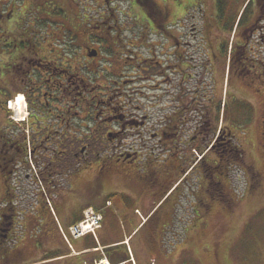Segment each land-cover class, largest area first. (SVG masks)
<instances>
[{
    "label": "flooded vegetation",
    "instance_id": "af4514ba",
    "mask_svg": "<svg viewBox=\"0 0 264 264\" xmlns=\"http://www.w3.org/2000/svg\"><path fill=\"white\" fill-rule=\"evenodd\" d=\"M123 2L128 6L124 14L118 6ZM76 9L64 15L70 25L62 22L61 35L52 43L51 14L44 24L33 25L25 10L13 19L14 9L0 8V186L5 189L0 259L13 254L10 243L17 237L15 194L45 209L46 197L57 201L66 192L69 171L77 165L72 173L97 166L110 185L134 180L143 186L141 200L148 205L144 240L151 252L171 254L172 264L264 261V255L253 252L264 241H248L239 229L243 223L232 216L238 202L225 191L229 172L222 162L242 161L245 150L234 142L239 126L227 120L225 95H217L221 76L224 93L245 103L242 111L255 109L244 97L249 90L264 108V0H95L84 22L81 7ZM118 14L126 16L125 24ZM190 121V136L179 141ZM175 142L186 147L180 161L175 156L163 163L154 153L146 175L141 173L145 149L126 152L128 145L163 149ZM103 145L111 149L107 156L94 149ZM213 154L226 174L219 179L210 162ZM165 171L183 177L152 207L154 193L158 198L168 182L161 175ZM196 174L204 198H219L220 209L230 216H208L212 202L192 191ZM185 180L193 194L186 206L181 201ZM201 206L207 215H201ZM239 246L253 253L238 254L241 260ZM20 253L27 255L29 249Z\"/></svg>",
    "mask_w": 264,
    "mask_h": 264
},
{
    "label": "rangeland",
    "instance_id": "374dc122",
    "mask_svg": "<svg viewBox=\"0 0 264 264\" xmlns=\"http://www.w3.org/2000/svg\"><path fill=\"white\" fill-rule=\"evenodd\" d=\"M75 1L77 3L74 2L73 0L72 1H70V0H0V8L5 9V12L7 11L8 8L14 9V13H13V11L11 13V16L13 19L18 18V17L22 18L24 10L29 9V11H31V13H34L33 16H30L31 24H33V25L44 24V22L42 20L44 18V15L51 14L50 15L51 22H50V24L48 23V26H50L49 28L51 30V35H52L51 42L53 43L54 41H56V37H58V35H61V33H59L60 32L59 29L61 28V25H62L61 23L63 22L65 25H68V26L70 25V23H68L67 20H64V19L60 18L59 16L54 15L55 13H57L56 12L57 10L64 11V15H67L66 11L70 13L73 11V9L77 8L76 10H79V8L81 7L82 17L84 19L81 22H84L85 20L88 19L87 15H89V10L91 8H93V2H95V0H75ZM126 4L127 3L123 2L122 4L118 5L119 9L121 11H123L122 12L123 14L128 9V6L126 7ZM78 6H79V8H78ZM137 13L138 12H136V11L134 13H132V15L127 18V20L132 21ZM93 14H94L95 18H97L98 14L96 12L90 13V15H93ZM78 15L81 16V13H79ZM98 18L100 19V16H98ZM117 18L120 19L121 24L126 23V16L125 15L118 14ZM27 19H29V18H27ZM88 25H90L89 22H88ZM88 28H90V26L86 27V29H88ZM91 28H93V27L91 26ZM96 33L97 32L92 33V34L97 35ZM80 35L83 36L82 33H80ZM62 36H63V34H62ZM233 36H234V32H233ZM90 37L92 38V35H90ZM83 38H84V36L82 37V39ZM149 39L155 40L156 37L153 36V37H150ZM67 40L69 41V38H67ZM83 40H85V38ZM91 45L96 47L98 45V43L91 44ZM78 51L81 52L80 48L78 49ZM83 51H84V49H83ZM220 78H221V76H219L217 79V85L220 88V90L217 92V95H219V96H221L222 94H223V96L225 95V97H224V109H226V107H227V112H226L227 120H231V121L236 120L237 124L239 126L238 130H235V133L237 134L238 140L234 139L235 140L234 142L240 143L241 148L243 150H245L244 158L242 161H238V162H236L237 160L235 162L231 161V162H233V164H232V163H229L228 161L226 162L225 160L224 161L222 160L223 161L222 163L224 165H227L226 169H228V172H229V176L226 177L225 182L230 188H228V186L226 185L225 191H227L229 194H231V196L237 200L236 202H238L235 213L232 216L237 217L239 219L237 221L243 223V225L239 226L240 231L247 234L248 241H254V240H263L264 241V135H263L264 130L262 129L264 108L262 105L261 98L249 90L246 92V95L244 97H246L248 101L253 102L255 109L251 113L247 110L242 111V109H240V107H245V103L241 102V100H237V99L233 98L231 96V94L230 95L225 94L224 93L225 90H223L222 86H221ZM191 88H193V86L190 85V89ZM207 88L209 90L208 86H207ZM221 92H222V94H221ZM187 115H189V114H187ZM223 115H224V113H223ZM21 117H22V115H21ZM189 124H190V127H187V125H189ZM187 125L181 129L182 132L179 134V136H180L179 141L181 139L185 140L186 137L190 136V133L192 132V122L190 121L189 123H187ZM228 125L231 126V123ZM240 132H243V133H240ZM176 142L172 145L171 144L167 145V146L164 145L163 149H160L158 146L156 147L155 145H152V144L151 145L148 144L145 146L128 145L126 147V150H127L126 152L131 153L132 148L135 149V151L141 150L143 148L145 149V150H141V153L143 154L142 159H143V165H144L143 169L141 170V173H143V175H146L147 169H148V167L146 168V163L151 162V160L154 159V156H153L154 153H156L157 156H159V160L162 161L163 163L164 162L166 163L170 159H173L175 156H177L178 160L180 159V156L182 155V153L185 152L186 147H184V145H180V143H176ZM106 147L107 146H104V145L103 146H95L94 149L96 152L102 153V155L107 156V155H109V151L111 149H109L107 151L105 149ZM197 150H199L198 147H197ZM192 151L193 150L191 149V152ZM195 154L198 156L199 152L197 151ZM183 162H184V164L187 163V161H183ZM188 162H189V160H188ZM210 162L212 164H219L221 162V159L219 158V156H216L213 154L211 156ZM156 167H159V165ZM76 168L78 169L79 166L76 165V167H74V169H76ZM91 168L96 169V170L100 169L97 166H94ZM74 169L69 171V175H68L69 180L75 176V175H71V174L76 173V175H77V174L82 173L83 171L86 170V168H84L83 171H80L79 173H77V172L72 173V171ZM185 169H187V168H185ZM255 173H259L261 175L260 179H258L259 177L256 176ZM161 175H163L164 178L166 177V179H168V182L165 184V186L162 187L161 194H160V191L157 192L158 198H156V193H154L153 196L155 199L153 198V202L151 205H153L154 202L159 204L162 200L164 190L169 192L171 189H173L174 185L183 177L182 173H179L176 171L174 173H170V174H168L165 171V173H163V174L161 173ZM161 175L158 176V179L163 178ZM193 179H194V181L192 184V187H193L192 191L194 190L195 194H198V193L202 194L203 189L199 188V186H201V185H200V180H199L200 177L198 176V174H196V176ZM186 180L182 184V185H184L183 189L185 191L181 190V191L185 192L184 197L181 198V201L183 202V204L185 206L187 205L186 200H188V198H190V200H193V197H192L193 194L190 195L191 190L189 191V187H185V185L186 186L189 185V183H187ZM123 188L124 189L129 188V190H130L129 193L123 192L122 191ZM130 188H132V189H130ZM136 188H141L140 184L137 183L136 181L130 180L129 182H126L120 191V195L118 193H116L115 194L116 196L112 197V198H114L113 201L115 199H117V201H116L117 203H119V201H121V202L125 203V205L127 207L136 206L139 203V200L135 198V195L133 193V191H137ZM4 190L5 189L1 185L0 186V197L3 195ZM179 193L180 192H177V194H179ZM91 195H96V192H92V191L88 192L85 195V198L89 199L91 197ZM98 196H99L98 201L99 200L104 201L105 193H101V189L98 190ZM204 196L205 195L202 194V197L201 196H199V197L201 200L207 201V202L211 201L213 204V208L210 210V213L208 214V216H212V217L222 216V217H224V216H230L231 215V214L230 215L224 214L223 211L220 209V208H222V206H220L221 200L219 198H216L215 200H213V197H210V195H207L205 198H204ZM176 197L177 196H175V198ZM105 201H107V199ZM141 202H140V204H141L142 208H144L142 205V204H145L144 200L142 199ZM90 203H91V201H90ZM76 204L78 207L77 202H76ZM157 204H154L152 207H155ZM176 209H178V208H176ZM199 210H200L201 215L202 214L204 215L207 212V211L205 212V208L202 206L200 207ZM178 215H180V214H178ZM195 215L198 216V214H195ZM205 215H207V214H205ZM16 230H17L16 231L17 237L15 238L13 243H10V248L12 249V251H15L17 248L16 243L18 242L17 241L18 231H19L18 227L16 228ZM146 235H147V230L146 229L141 230L138 237L132 243V247L135 250V254H136L138 261L142 260V262L148 263V262H151L152 260H154L156 262V264H172L173 258L171 257V254H167L168 252L165 253V257H166L165 258V257H162L158 252H155V251L151 252L147 248V245H142V244L140 245V242L144 241V239L146 238ZM143 244H146V242L144 241ZM237 251H238L237 257L241 260L244 257H240L239 255L247 256L248 254H251L253 252L255 254L264 255V244L260 247L255 248V250L253 252L247 251V250H245V248H243L241 246H239ZM29 258L30 257H28V255H24L21 253H18L17 255L11 254V256L6 257V259H4V260L0 259V264H23V263H27ZM91 262H93V261H91ZM255 263L256 264H264V261L258 262L256 259ZM189 264H191V262H189Z\"/></svg>",
    "mask_w": 264,
    "mask_h": 264
},
{
    "label": "crops",
    "instance_id": "0c3cea01",
    "mask_svg": "<svg viewBox=\"0 0 264 264\" xmlns=\"http://www.w3.org/2000/svg\"><path fill=\"white\" fill-rule=\"evenodd\" d=\"M139 183V182H138ZM136 188L134 195L139 203L133 207H127L125 203L117 199L113 201L112 207L106 206V199L118 193L122 187L110 185L107 179L100 176L98 170L83 171L69 180V188L54 203L55 215L45 206L35 202L24 204L19 194L13 201L18 205L19 217L17 249H29L27 263L23 264H93L96 258L109 248L123 246L129 241L131 246L138 237V230L143 222L141 215H146L148 205L140 204L141 196L144 194L143 186ZM105 193L104 201H98V190ZM96 192L89 199L85 198L88 192ZM129 193V189L122 190ZM122 193V192H121ZM91 201V203H90ZM78 203V207L77 204ZM142 203V202H141ZM87 206H94L104 215L103 228L98 231V240L87 236L78 240H72V249L68 246L62 236L61 230H68L78 224L82 219L83 210ZM132 238V240H131ZM141 244V243H140ZM122 249L119 253H122ZM116 253V252H115ZM139 264H148L140 260Z\"/></svg>",
    "mask_w": 264,
    "mask_h": 264
},
{
    "label": "built area",
    "instance_id": "2783aa9c",
    "mask_svg": "<svg viewBox=\"0 0 264 264\" xmlns=\"http://www.w3.org/2000/svg\"><path fill=\"white\" fill-rule=\"evenodd\" d=\"M102 217L92 210L85 213V220L70 231L73 238L78 239L86 234H95L96 230L101 228Z\"/></svg>",
    "mask_w": 264,
    "mask_h": 264
},
{
    "label": "trees",
    "instance_id": "16d2710c",
    "mask_svg": "<svg viewBox=\"0 0 264 264\" xmlns=\"http://www.w3.org/2000/svg\"><path fill=\"white\" fill-rule=\"evenodd\" d=\"M74 2H76L75 0H73ZM77 3V2H76ZM71 4V3H70ZM65 9V8H64ZM25 11L29 14V19H30V16H33L34 13H31V11H29V9H25ZM57 13H55L54 15H57L59 16L60 18L64 19L65 16H64V12L63 11H60V10H57L56 11ZM67 14H70V13H67ZM45 16V15H44ZM43 20V19H42ZM244 158V157H243ZM220 165L219 164H215L214 165V170H215V174H216V177L217 179L219 178H222V176H226V174L224 175V171L220 172L221 169L219 167ZM218 168V169H217ZM227 172V171H226ZM223 174V175H222ZM119 248L117 249H111L108 251V256L115 262V261H120V260H123L125 259L126 255L125 254H122V253H119ZM116 252V253H115Z\"/></svg>",
    "mask_w": 264,
    "mask_h": 264
}]
</instances>
